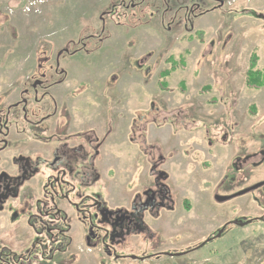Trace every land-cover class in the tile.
Returning <instances> with one entry per match:
<instances>
[{
    "label": "rangeland",
    "instance_id": "obj_1",
    "mask_svg": "<svg viewBox=\"0 0 264 264\" xmlns=\"http://www.w3.org/2000/svg\"><path fill=\"white\" fill-rule=\"evenodd\" d=\"M254 56L264 68V0H0V115L9 120L0 177L31 163L20 151L62 156L59 176L80 148L97 150L99 182L87 195L113 206L134 197V225L146 198L173 199L162 216L145 204L152 229L137 227L135 247L120 249L144 261L118 263L264 264V87L246 82ZM11 186L0 184V257ZM71 198L59 203L71 221L67 247L50 262L17 264H109Z\"/></svg>",
    "mask_w": 264,
    "mask_h": 264
},
{
    "label": "flooded vegetation",
    "instance_id": "obj_2",
    "mask_svg": "<svg viewBox=\"0 0 264 264\" xmlns=\"http://www.w3.org/2000/svg\"><path fill=\"white\" fill-rule=\"evenodd\" d=\"M193 10L194 8L191 12ZM38 85L39 82H35V86ZM26 104L27 100L24 99L22 110L25 113V118H27L28 110ZM19 105L20 102H16L13 107L17 109ZM7 113L0 115V121H3V129H0V159L4 157L3 152L9 142ZM18 154L22 156V160L31 157L32 161L30 164L25 163L23 168L19 167L18 170L20 168L21 170H17L19 175L16 177L7 178V180L0 177V184L3 182V191L10 192L12 190L11 183L13 185L18 183V188L15 190L18 191L17 195L2 198L1 205L8 206L11 211L8 214L9 218L5 217L3 220L5 227L2 228L5 232L4 242L6 245L1 247L4 252L0 257V264H7L11 261L12 264L30 263L40 258L50 262L57 250L67 247L72 240L71 221L59 203L68 202L69 205H72L71 196L73 193L74 197L77 196L78 201L83 202L82 208L79 207L80 203L74 204L76 213L79 212V221L90 222L88 242L94 241L97 244L96 248L106 251V255L110 256V260H106L109 264H121L118 261L125 259L144 261L143 257H132V254L120 252V249L123 246H127V249L135 247L137 227L138 231L152 229L144 221V211L148 210L145 204L150 205L153 201V207L159 211L161 207L167 206L166 201L173 200L170 198L171 194L162 193L164 198L160 199V202H156L157 197L146 198L144 201H149L145 204L142 201L144 211L139 215V223L134 225L135 216L132 210L135 203L134 197L129 200L128 204L113 206L106 199V195L99 193L93 194V196L87 195L88 185L99 182L97 172L93 171L95 166L92 161L98 155L97 150L91 152L80 148V159L77 160L78 157L75 155L69 157L68 167L58 168L59 176L55 172L57 164L62 161V156L50 158V155L44 154L43 151H37L31 155L20 151ZM70 171L72 176H69ZM39 175L42 176V182L39 181ZM90 198H94L95 202L87 205ZM173 203L169 206L172 210H174ZM91 206H94L96 211H92ZM13 215L18 218L15 220ZM149 215L151 216L150 212ZM159 216H162L161 211H159ZM8 236H11L13 242L8 239Z\"/></svg>",
    "mask_w": 264,
    "mask_h": 264
},
{
    "label": "trees",
    "instance_id": "obj_3",
    "mask_svg": "<svg viewBox=\"0 0 264 264\" xmlns=\"http://www.w3.org/2000/svg\"><path fill=\"white\" fill-rule=\"evenodd\" d=\"M169 71L161 74L162 77L168 75ZM247 86L253 89H260L264 87V68H257L256 56L251 59L249 70L247 71Z\"/></svg>",
    "mask_w": 264,
    "mask_h": 264
},
{
    "label": "water",
    "instance_id": "obj_4",
    "mask_svg": "<svg viewBox=\"0 0 264 264\" xmlns=\"http://www.w3.org/2000/svg\"><path fill=\"white\" fill-rule=\"evenodd\" d=\"M226 197H223V199H225Z\"/></svg>",
    "mask_w": 264,
    "mask_h": 264
}]
</instances>
